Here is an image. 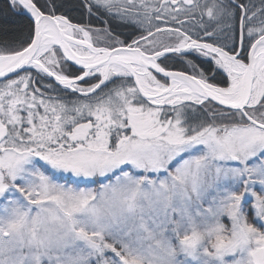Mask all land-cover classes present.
I'll use <instances>...</instances> for the list:
<instances>
[{
	"label": "snow or ice",
	"instance_id": "snow-or-ice-1",
	"mask_svg": "<svg viewBox=\"0 0 264 264\" xmlns=\"http://www.w3.org/2000/svg\"><path fill=\"white\" fill-rule=\"evenodd\" d=\"M0 17V264H264V0Z\"/></svg>",
	"mask_w": 264,
	"mask_h": 264
},
{
	"label": "trees",
	"instance_id": "trees-1",
	"mask_svg": "<svg viewBox=\"0 0 264 264\" xmlns=\"http://www.w3.org/2000/svg\"><path fill=\"white\" fill-rule=\"evenodd\" d=\"M257 6H259V0H255ZM94 25L97 27H101L102 22L93 21ZM23 22L20 20H16L14 18L5 19L0 17V41L6 40L9 43H16L19 40L24 38L25 30L22 29ZM118 31H125L124 29H120ZM123 38V37H122ZM176 68H179V64H175Z\"/></svg>",
	"mask_w": 264,
	"mask_h": 264
}]
</instances>
